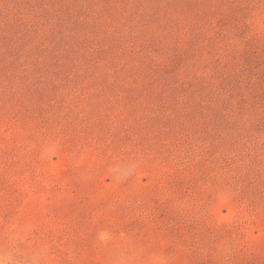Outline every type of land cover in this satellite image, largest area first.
Listing matches in <instances>:
<instances>
[{
  "label": "rangeland",
  "instance_id": "374dc122",
  "mask_svg": "<svg viewBox=\"0 0 264 264\" xmlns=\"http://www.w3.org/2000/svg\"><path fill=\"white\" fill-rule=\"evenodd\" d=\"M0 264H264V0H0Z\"/></svg>",
  "mask_w": 264,
  "mask_h": 264
}]
</instances>
